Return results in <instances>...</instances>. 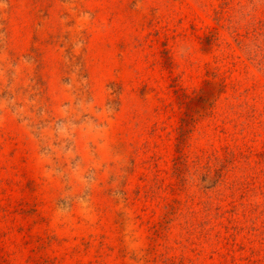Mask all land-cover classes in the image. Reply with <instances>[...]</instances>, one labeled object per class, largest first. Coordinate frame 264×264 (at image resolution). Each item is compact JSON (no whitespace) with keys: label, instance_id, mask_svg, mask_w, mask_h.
<instances>
[{"label":"rangeland","instance_id":"rangeland-1","mask_svg":"<svg viewBox=\"0 0 264 264\" xmlns=\"http://www.w3.org/2000/svg\"><path fill=\"white\" fill-rule=\"evenodd\" d=\"M0 264H264V0H0Z\"/></svg>","mask_w":264,"mask_h":264},{"label":"trees","instance_id":"trees-1","mask_svg":"<svg viewBox=\"0 0 264 264\" xmlns=\"http://www.w3.org/2000/svg\"><path fill=\"white\" fill-rule=\"evenodd\" d=\"M186 124L188 125V118L187 117L181 118V124H180V126L178 128V131H179L178 140H180V141H182L184 133L186 131V127H187ZM185 125H186V127H185Z\"/></svg>","mask_w":264,"mask_h":264}]
</instances>
